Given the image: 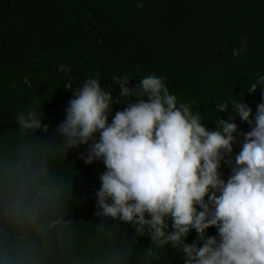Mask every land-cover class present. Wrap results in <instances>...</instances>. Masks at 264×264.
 <instances>
[{
    "label": "trees",
    "instance_id": "trees-1",
    "mask_svg": "<svg viewBox=\"0 0 264 264\" xmlns=\"http://www.w3.org/2000/svg\"><path fill=\"white\" fill-rule=\"evenodd\" d=\"M242 41L245 51L233 56ZM149 74L164 77L178 101H194L211 130L215 117L230 114L215 111L216 103L244 98L254 115L261 96L247 86L264 75V0H0L2 264H183L148 229L97 215L105 166L85 164L88 146L65 149L57 131L72 98L65 83L75 89L98 79L123 104L114 78L126 75L133 87ZM32 107L39 129L19 123ZM122 110L117 105L109 122ZM221 172L227 180L230 169ZM17 194L35 220L10 210ZM195 239L193 230L186 242Z\"/></svg>",
    "mask_w": 264,
    "mask_h": 264
},
{
    "label": "clouds",
    "instance_id": "clouds-1",
    "mask_svg": "<svg viewBox=\"0 0 264 264\" xmlns=\"http://www.w3.org/2000/svg\"><path fill=\"white\" fill-rule=\"evenodd\" d=\"M246 47L242 41L232 55ZM114 79L119 96L126 98L123 104L98 79L75 89L65 83L72 98L57 129L65 149L87 145L84 163L105 166L96 191L97 215L133 223L140 232L148 229L160 247L179 251L183 264H264V75L247 86L248 94L261 96L255 114L244 98L216 103L215 111L230 114L227 120L215 117V130L193 111L194 101L180 102L169 92L164 77L149 74L133 87L126 75ZM117 105L123 110L109 122ZM237 118L251 130L241 133ZM19 123L41 127L34 107ZM237 143L240 151L233 155ZM222 166L230 169L227 180ZM10 210L36 218L21 194ZM210 228L215 236L207 234ZM193 230L196 239L189 244Z\"/></svg>",
    "mask_w": 264,
    "mask_h": 264
}]
</instances>
